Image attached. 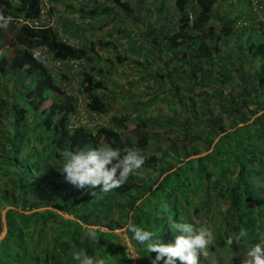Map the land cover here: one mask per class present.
Masks as SVG:
<instances>
[{
	"label": "trees",
	"instance_id": "obj_1",
	"mask_svg": "<svg viewBox=\"0 0 264 264\" xmlns=\"http://www.w3.org/2000/svg\"><path fill=\"white\" fill-rule=\"evenodd\" d=\"M108 1L122 11L123 17L139 20L128 0ZM218 1L172 0L169 8L175 20L152 27L148 45L138 46L135 38L129 36L131 32L126 37V48L119 49L110 39L97 43V47L112 45L119 49L114 55L118 65H123L131 52L137 56L131 59L134 66L152 67L159 53L170 52L172 58L162 65L167 66L170 61L171 70L164 69V75L150 72L156 81L167 77L176 102L170 111L175 115L181 105L180 120L170 123L172 120L156 116L151 121L147 111H143L145 115L129 125L125 122L127 115L111 116L109 126L88 130L69 126L68 117L74 109L72 97L56 86L50 70L31 59L30 50L44 46L52 59L64 64L81 60L82 67L76 74L80 75L79 86L88 99L87 107L106 113L107 101L96 93L104 87L101 80L106 72L95 63L99 58L95 45L84 35L80 44L74 45L59 40L53 27L19 24L18 18L36 14V0H18L16 5L11 0H0V14L11 17L6 29L12 33V40L7 45L15 48L9 56L0 53V72L23 68L33 78V85L18 93L23 99L21 104L15 101L6 105L0 96V207H8L3 215L5 234L0 240V264H79L72 259L76 250L103 258L106 264H132L113 232L129 220L158 232L156 238L164 244L173 243L175 235L180 234L172 228L174 223L210 227L215 239L206 251L220 249L216 250L215 264L226 259L230 264H242L241 256L248 248L256 243L264 245V21L256 18L250 25L243 6L239 5L233 13L229 0L231 5L220 14L216 30L208 21ZM235 1L252 5L251 0ZM159 4L166 8L161 1ZM64 7V17L73 19L69 15L78 12L79 17L89 19V28L90 22L102 14L113 16L110 7L87 11L75 7L72 0ZM242 17L245 22L236 30L235 24ZM63 21L68 22L63 31L71 37L77 38L86 29V25L75 20ZM3 29L0 28V49L5 46L1 43ZM116 32L123 31L116 28ZM229 38H233L232 47L227 42ZM118 40L121 46V38ZM153 52L156 56L151 58ZM138 54L143 55L142 59ZM103 61L108 69L112 67L110 59ZM234 71L240 76L245 74L242 82L246 86L252 83L251 88L261 97L252 96V89L249 94L233 93L230 87L236 84ZM62 75L59 74L61 78L65 74ZM212 85L222 90L228 87L222 102L216 101L222 110L214 111L208 100L205 88ZM195 87L198 90L192 95L196 99L183 94L185 88ZM249 102L258 106L252 109L262 112L252 117L255 111L247 108ZM133 103L143 106L141 101ZM8 114L10 127L4 128ZM154 124H162L171 134L177 132L179 144H174L172 137L167 144H161L155 136L151 138L145 128ZM125 129L132 131L133 139L124 137ZM104 143L120 149L121 155L125 149H139L147 159L123 186L107 193L97 188L96 195H92L91 189L79 190L64 181L57 168L71 152ZM220 202L224 204L222 209ZM201 215L205 224L203 220H193ZM89 225L98 228L95 240L85 235ZM1 226L0 219V230ZM241 227L248 236L239 245H225L227 237L238 233ZM127 235L140 260L152 264L156 254L132 240L130 232ZM158 264H164L163 260ZM199 264L210 263L200 254Z\"/></svg>",
	"mask_w": 264,
	"mask_h": 264
},
{
	"label": "rangeland",
	"instance_id": "obj_2",
	"mask_svg": "<svg viewBox=\"0 0 264 264\" xmlns=\"http://www.w3.org/2000/svg\"><path fill=\"white\" fill-rule=\"evenodd\" d=\"M69 0H63L60 1L57 9H62L65 12V4L68 3ZM162 2L165 4L166 8H161L159 5V2ZM229 0H219L218 3L215 4L214 10L212 13V16L210 20L208 21V24L215 26L216 30H219V22H220V14L226 12L228 10V6L231 5L233 7V13L237 11V8L239 5H242V12L245 13V15H249L250 19V25L254 23L256 18H259L260 20L264 21V3L261 2V0H256V2H260L261 4L259 6H253L256 5L252 4L250 5L248 2L244 3V1H238L231 0L230 3ZM252 1V0H251ZM72 3L77 8L82 7L87 11L90 10H96L94 8H104V7H110L111 8V15L112 18H107L104 13L101 17L98 19L93 20L90 22L91 28L88 27L89 21H85L84 19L79 17V13H72L69 15L71 16L70 19L68 17H62L60 18L62 29L64 30V26L68 24L67 21H63L64 19L68 20H75V22L80 23L81 26L86 25V29L81 31L76 35V39L78 43L80 44V39L82 38L81 35H84L89 41H91L95 46L96 53L98 54L99 58L96 60L95 63H97L101 68H104L106 72V77L101 80L104 87L103 89H100L99 91H96L103 100L107 101L108 110L105 113L106 118L108 119V122L110 120L111 116H125L127 115V121H125L128 125L132 123V121L137 120V118H142L145 113L143 111H147L148 118L151 119V121L157 116V118L168 119L172 120V122H177V120H180L183 115V107L180 105V109L178 112L174 115L170 109L172 108L171 105L175 106V96H174V90H169L170 87H168V83L166 81V78L153 80L151 78V70H155L159 72L160 74L164 75L162 72H164V69L170 71L172 68L173 63H168L167 66L162 65V62H166L169 58L171 59L172 55L170 52L162 51V53H159L157 55V61H155L154 65L152 64L150 66L145 67H137L134 66V64L131 62L132 58H137L136 55H133V53H127L128 58L126 59L125 63L123 65H118L117 62L114 59L115 51L119 50L121 47L126 48L128 41L126 40V37L133 36L135 38L136 44L142 43L143 45H148L149 39L151 34V28L152 27H158L162 26L164 24H171L175 20L174 12L172 11V8H169L171 6L172 0H128V6L132 9L133 14H138L139 20H131L129 17H123L122 11L115 5H111V3L108 0H72ZM168 6V8H167ZM99 7V8H98ZM158 8V10H157ZM250 13V14H248ZM66 14V12L64 13ZM173 14V15H171ZM166 18H162L161 16H166ZM156 16L160 17L156 19ZM243 17L239 18L236 22L235 29L237 30V27L240 24H244ZM84 28V27H83ZM116 28L119 29V31H123L122 33L118 34L116 32ZM4 36L2 37V45H7L12 40V33L4 28ZM69 34V33H68ZM121 38V46L118 44L119 37ZM111 44H117L116 46H119L118 48L110 46H104V47H97L98 42H102L103 40H109ZM229 47L234 46L233 38H229L228 41ZM15 49L14 46H10L9 50L5 53V56H9V54L12 53V50ZM225 49V48H224ZM220 53L221 48L219 49ZM139 55V54H138ZM155 52L152 53V57L154 58ZM143 55L140 54L139 58L142 59ZM104 58H108L112 62V67L107 68L106 63L103 61ZM151 58L148 59L151 61ZM167 63V62H166ZM259 65V62L257 63ZM82 67V66H81ZM80 66H77L73 68L70 64L66 63L64 65H61L60 67H56L54 69H48L54 74L55 78V84L57 86L58 81L67 80L68 83L71 85L69 89H74L76 87L79 91H81L79 86V78L80 75L76 74V70H80ZM249 67V66H248ZM247 67V69H249ZM183 68V67H181ZM85 69V68H84ZM83 69V70H84ZM65 71V73H63ZM108 73V75H107ZM59 74H65L64 77H60ZM62 75V76H63ZM234 76V84L231 88L233 93L235 92H248L252 89V96H257V98H260L261 96L257 95V91L254 88H251L253 85L252 83L249 85H245L242 80L245 78V74H242L240 76L238 73L233 72ZM33 78L32 75H29L25 72V70L22 69H5L4 72H0V96L5 99L6 105L12 104L15 101L19 104L22 103L23 99L18 96L19 91L25 92L28 90V88L33 85ZM74 87H73V85ZM187 87V86H186ZM228 87H224V90L219 89L217 87L207 86L205 90L208 92L209 97L208 100H210L212 109L215 110H222V106L220 104H217L216 101L222 102L221 98L226 94L224 92L226 91ZM263 88L260 89V91ZM198 88L195 87V89H189L185 88L183 94L189 95L193 99H196L195 96L192 95L193 92L197 91ZM223 92V93H222ZM54 95H57L56 92H53ZM224 94V95H223ZM256 94V95H255ZM251 95V94H250ZM16 96V97H14ZM134 100L141 101L143 103V106L136 107L133 103ZM259 100V99H258ZM260 101H262L260 99ZM149 102V103H147ZM247 108L249 109H256L258 106H255V103L249 102L247 105ZM252 109V110H254ZM255 111V110H254ZM175 112V111H174ZM262 111L256 110L255 114L252 115H258ZM144 114V115H143ZM249 114V112H247ZM146 115V116H147ZM10 114L5 116L4 118V128H9V123L11 118ZM162 124H154V125H148L145 129L147 130L148 134L151 138L155 136L157 140L160 141L161 144H167L169 143L171 137L173 138L174 144H179V139H176L178 137V133H170L169 130H164V127H161ZM164 126V125H163ZM130 127V126H128ZM166 128V127H165ZM124 137L128 139H133L134 134L129 129H125L123 131ZM204 154V153H201ZM196 156V155H194ZM224 207V204L220 202L219 208L222 209ZM8 207H0V219L1 215ZM2 215V216H3ZM66 216L65 214H63ZM217 216V215H216ZM218 219V218H217ZM194 221L197 220H203L202 215L196 218H193ZM204 224L206 223L204 220L202 221ZM1 223L3 225V221L1 220ZM198 224V222H197ZM202 227V225H200ZM2 231V226L0 230V234ZM114 234L117 236V240L122 243L125 247V251L128 255V258L132 264H145L143 261L140 260L139 255L136 253L134 246L130 243V238L127 235L126 232L123 231V227H119L113 230ZM5 234V233H4ZM3 234V236H4ZM2 238H0L1 240ZM220 250L219 248H213L212 250L207 252L206 259L210 264H215V258L217 251ZM247 251V250H246ZM241 256V261L245 259V254ZM221 253V252H220ZM222 264H230L228 263V260L226 259Z\"/></svg>",
	"mask_w": 264,
	"mask_h": 264
},
{
	"label": "clouds",
	"instance_id": "obj_3",
	"mask_svg": "<svg viewBox=\"0 0 264 264\" xmlns=\"http://www.w3.org/2000/svg\"><path fill=\"white\" fill-rule=\"evenodd\" d=\"M10 20L11 17L5 18L0 14V28H7ZM146 159L139 149H125L124 155H121L120 149L104 143L96 148L71 152L57 171L74 188L91 189V194L96 195L97 188L99 192L107 193L123 186ZM172 228L180 234L175 235L174 242L168 244L156 238L158 232L141 228L131 220L123 226V231L130 232L132 240L146 246L147 252L156 254L152 264H158L161 260L164 264H177V261L179 264H199L200 254L207 256L206 250L215 239L211 228H196L190 223H174ZM97 232V226L89 225L85 229V235L92 240L97 238ZM247 236V230L241 227L238 233L227 237L225 245L231 246L234 242L239 245ZM72 259L79 264H106L105 259L88 256L79 250L73 251ZM242 264H264V245L256 243L248 248Z\"/></svg>",
	"mask_w": 264,
	"mask_h": 264
},
{
	"label": "built area",
	"instance_id": "obj_4",
	"mask_svg": "<svg viewBox=\"0 0 264 264\" xmlns=\"http://www.w3.org/2000/svg\"><path fill=\"white\" fill-rule=\"evenodd\" d=\"M37 12L34 16L28 18H18L19 24H25L31 28L53 27L57 33L59 40L65 41L69 44L78 45L76 38L71 37L65 33L62 29L60 18L65 13L62 9H57V6L61 0H36ZM18 0H11L13 5H16ZM256 0H252V4H255ZM89 21L88 18L84 19ZM9 50V46L5 45L0 49V53L5 54ZM31 59L37 64L45 67L46 69H54L64 64L59 60L51 58L47 49L44 46H36L30 50ZM81 60H69L66 63L70 64L73 68L81 66ZM73 85V84H72ZM58 88L66 95L72 97L74 109L69 114L68 124L71 127H83L88 130H94L100 126H109L108 119L105 113L92 111L88 109V99L82 91H79L76 87L69 89L70 84L67 80L57 82Z\"/></svg>",
	"mask_w": 264,
	"mask_h": 264
},
{
	"label": "water",
	"instance_id": "obj_5",
	"mask_svg": "<svg viewBox=\"0 0 264 264\" xmlns=\"http://www.w3.org/2000/svg\"><path fill=\"white\" fill-rule=\"evenodd\" d=\"M2 215H3V213H2ZM1 215V220L3 221V223H4V218H3V216ZM5 233V226H4V224L2 225V231H1V234H0V238H2L3 237V234Z\"/></svg>",
	"mask_w": 264,
	"mask_h": 264
}]
</instances>
